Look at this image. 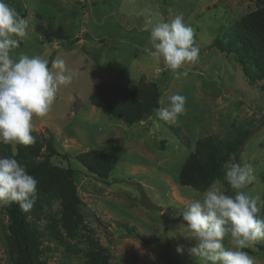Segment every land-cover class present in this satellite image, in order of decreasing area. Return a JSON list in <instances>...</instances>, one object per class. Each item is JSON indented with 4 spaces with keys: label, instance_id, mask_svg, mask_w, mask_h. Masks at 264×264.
Masks as SVG:
<instances>
[{
    "label": "rangeland",
    "instance_id": "374dc122",
    "mask_svg": "<svg viewBox=\"0 0 264 264\" xmlns=\"http://www.w3.org/2000/svg\"><path fill=\"white\" fill-rule=\"evenodd\" d=\"M28 21L27 35L12 51L63 59L76 75L61 85L49 112L34 117L35 143L46 153L50 142L55 154L50 160L75 170L76 190L81 198L83 226L73 238L57 227L58 239L48 233V217L59 216V202L43 205L44 219L38 226L44 259L48 264H82L88 237L97 239L111 264H198L188 248L194 243L183 237L182 215L190 199L204 191L178 183L180 167L195 141L222 137L234 130H247L237 156L226 163H247L252 183L247 191L259 196L258 214L264 218V92L250 85L233 53L211 46L218 40L230 45L231 24L255 8L250 0H7ZM182 15L194 30L199 59L178 71L177 78L152 52L147 20L170 21ZM51 66V65H50ZM166 78V80H164ZM160 85L159 108L168 97H186L185 114L176 123L158 118L156 109L148 118L126 123L104 114L90 98L98 84ZM163 142L159 149L155 141ZM0 143V157L7 156ZM8 145L15 147L16 143ZM98 149L116 156L107 179L86 173L75 155ZM225 166V170H226ZM220 181V180H216ZM225 194H234L224 178ZM0 206V264H11L6 244L8 217ZM136 234L140 238L134 237ZM154 238L145 243L143 239ZM248 249L255 264H264V241ZM225 247H232L229 239ZM180 249L178 251L177 249Z\"/></svg>",
    "mask_w": 264,
    "mask_h": 264
},
{
    "label": "clouds",
    "instance_id": "9594fccd",
    "mask_svg": "<svg viewBox=\"0 0 264 264\" xmlns=\"http://www.w3.org/2000/svg\"><path fill=\"white\" fill-rule=\"evenodd\" d=\"M28 21L21 17L7 0H0V143L31 145L35 137L33 118L44 117L53 104L61 85L72 83L76 73L63 59L49 61L41 56L12 51L26 37ZM149 32L152 55L179 78L178 71L199 59L200 47L194 42L193 28L182 15L170 21L147 20L141 28ZM51 65V66H49ZM167 107L157 110L158 118L176 123L185 114L186 97L176 93L168 97ZM0 157V206L16 203L28 212L38 198V180L15 158ZM252 167L232 162L226 166L225 179L234 195L222 190L214 181L201 198L190 199L181 211L183 237L194 243L188 248L198 264H255L245 248L264 241V218L259 216L260 197L248 192L252 183ZM228 238L232 247H225ZM180 251V249H177Z\"/></svg>",
    "mask_w": 264,
    "mask_h": 264
},
{
    "label": "trees",
    "instance_id": "16d2710c",
    "mask_svg": "<svg viewBox=\"0 0 264 264\" xmlns=\"http://www.w3.org/2000/svg\"><path fill=\"white\" fill-rule=\"evenodd\" d=\"M255 8L246 12L231 24L230 45L224 46L215 40L211 46L220 51L233 53V59L250 85L264 92V0H250ZM52 61V57L49 58ZM50 66V65H49ZM166 80V78L164 79ZM160 85L156 82H141L125 86L119 84H98L90 98L92 105L104 114L123 119L131 124L148 118L159 108ZM248 131L234 130L222 137L207 136L197 139L193 150L182 163L178 183L198 191H205L216 180H224L225 166L231 155L237 156ZM159 149L163 142L155 141ZM7 157L13 156L24 165L29 174L38 180V198L28 212L20 210L13 203L5 207L8 217L5 236L11 264H48L44 259L41 236L44 232L38 221L44 219L43 205L53 200L59 202V216L48 217L46 228L58 239L57 227L67 237L73 238L83 226V202L75 185V170L52 163L55 154L51 143L46 153L41 145H6ZM87 174L98 179H107L116 164V156L98 149H91L75 155ZM234 195V194H229ZM134 237L140 238L138 234ZM154 238L143 239L145 243ZM260 245V244H256ZM248 251V249H243ZM82 264H111L107 249L97 239L88 237V248Z\"/></svg>",
    "mask_w": 264,
    "mask_h": 264
}]
</instances>
